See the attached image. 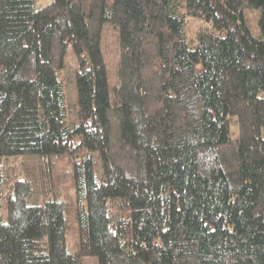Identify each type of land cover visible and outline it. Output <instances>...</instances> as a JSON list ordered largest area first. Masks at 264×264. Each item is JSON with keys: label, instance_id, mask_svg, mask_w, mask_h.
Returning a JSON list of instances; mask_svg holds the SVG:
<instances>
[{"label": "trees", "instance_id": "1", "mask_svg": "<svg viewBox=\"0 0 264 264\" xmlns=\"http://www.w3.org/2000/svg\"><path fill=\"white\" fill-rule=\"evenodd\" d=\"M263 128L264 0H0V264H264Z\"/></svg>", "mask_w": 264, "mask_h": 264}, {"label": "rangeland", "instance_id": "2", "mask_svg": "<svg viewBox=\"0 0 264 264\" xmlns=\"http://www.w3.org/2000/svg\"><path fill=\"white\" fill-rule=\"evenodd\" d=\"M49 0H38V5L47 3ZM260 15V10L250 9L246 12V17L250 25L251 30L254 33L260 31L259 25L257 23V18ZM200 28H210L211 24L201 17H195L193 15H188L187 17V36L188 40H196V33ZM114 29V28H113ZM111 26L105 27L102 37L103 52L107 62L108 74L111 81L116 80V64L119 55L118 43L116 31H114ZM78 68V60L73 52L71 46L68 49L66 56V95L68 104L70 106V119L72 123L77 121V85H76V70ZM264 135V128H263ZM25 167L28 176L33 180L35 187L40 189L39 182V171L37 158L34 156L25 157ZM43 202L42 196L38 199ZM85 264H98V260L95 256H88L85 258Z\"/></svg>", "mask_w": 264, "mask_h": 264}]
</instances>
